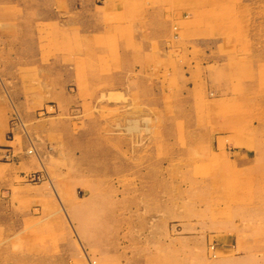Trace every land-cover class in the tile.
I'll use <instances>...</instances> for the list:
<instances>
[{
    "label": "rangeland",
    "instance_id": "obj_1",
    "mask_svg": "<svg viewBox=\"0 0 264 264\" xmlns=\"http://www.w3.org/2000/svg\"><path fill=\"white\" fill-rule=\"evenodd\" d=\"M57 8L45 48L73 78L23 130L42 165L24 181L61 210L46 204V254L264 264V0H73L72 35Z\"/></svg>",
    "mask_w": 264,
    "mask_h": 264
},
{
    "label": "crops",
    "instance_id": "obj_2",
    "mask_svg": "<svg viewBox=\"0 0 264 264\" xmlns=\"http://www.w3.org/2000/svg\"><path fill=\"white\" fill-rule=\"evenodd\" d=\"M26 2L32 7H15L16 0H0V264H55V260H61L60 246L46 254L40 242L46 217L60 220L61 210L45 183L24 181L23 174L38 172L42 165L39 157L26 153L23 130L24 124L33 120L36 111L45 105L46 93L63 91L62 86L73 78L70 67L61 64L62 56L50 55L45 48L49 38L46 28H55L57 35H61L62 9L57 7L68 11L65 26L69 25L72 35L73 0H60L56 9L44 7L40 0H22L23 4ZM41 15L43 22L48 23L42 29ZM30 35L31 39L25 38ZM57 35L50 45H58ZM41 37L45 41L41 42ZM47 60L53 61L47 64ZM14 111L21 116V123L12 127ZM67 203L73 213V194ZM46 204L50 209L47 216Z\"/></svg>",
    "mask_w": 264,
    "mask_h": 264
},
{
    "label": "bare ground",
    "instance_id": "obj_3",
    "mask_svg": "<svg viewBox=\"0 0 264 264\" xmlns=\"http://www.w3.org/2000/svg\"><path fill=\"white\" fill-rule=\"evenodd\" d=\"M1 15V14H0ZM3 16V15H2Z\"/></svg>",
    "mask_w": 264,
    "mask_h": 264
}]
</instances>
